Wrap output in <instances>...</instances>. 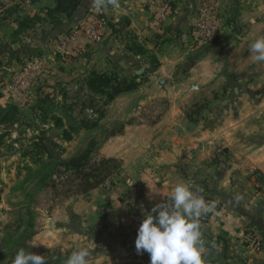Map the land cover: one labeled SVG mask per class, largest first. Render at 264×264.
Segmentation results:
<instances>
[{"label":"crops","instance_id":"0c3cea01","mask_svg":"<svg viewBox=\"0 0 264 264\" xmlns=\"http://www.w3.org/2000/svg\"><path fill=\"white\" fill-rule=\"evenodd\" d=\"M80 1L73 19L64 17L55 27L47 13L59 0H0V91L30 63L31 93L24 92L22 103L34 100L28 95L50 67L71 86L78 77L86 87L93 70L130 73L161 91L170 109L99 145L101 157L120 162L119 174L58 207L32 248L59 246L65 258L87 248L89 264H150L149 255L135 249L143 210L184 183L204 189L214 205L207 221H200L214 245L206 247V264H264V243L255 252L246 237L256 231L264 238V62L249 52L264 36V0H222L221 33L204 43L194 37L200 0H172L162 24L157 13L163 0H118L105 8ZM101 18L128 28L117 36L106 27L102 41L92 43L86 30L98 31ZM25 21L30 27L21 31ZM62 37L69 47L58 62L61 56L49 48ZM129 43L144 54L130 51Z\"/></svg>","mask_w":264,"mask_h":264},{"label":"rangeland","instance_id":"374dc122","mask_svg":"<svg viewBox=\"0 0 264 264\" xmlns=\"http://www.w3.org/2000/svg\"><path fill=\"white\" fill-rule=\"evenodd\" d=\"M58 43L49 49L61 56L58 62H63V50L58 49ZM57 66L61 70L64 68L60 64ZM49 70L39 81L35 94L28 95L34 97L31 103H22L20 95L10 91L12 78L3 86L4 91H0L3 95L0 100V161L5 162L0 167V264H12L22 242L32 248L34 238L39 233L44 234L48 227L44 222L53 217L55 210L68 200L82 196L64 198L62 195L52 201L47 191L39 195L37 181L41 175H47L43 167L56 168L59 159L68 161L90 148L93 161H100L103 157L99 145L108 141L112 133H122L129 124L151 123L170 109L167 98L160 97L163 96L161 91L149 87L147 80L138 82L135 90L105 105L106 96L94 94L87 85H81V78H73L71 86L65 74L53 73V67ZM112 73H116L118 79L137 80L130 73ZM27 93L31 91L26 90ZM10 100L13 102L5 105ZM184 107L188 111L194 108ZM83 120L96 126L83 129ZM66 132L71 136L70 141L64 137ZM116 174L119 171L107 181ZM6 207L10 208L7 213ZM33 248L45 257L47 264H65L67 258L61 247Z\"/></svg>","mask_w":264,"mask_h":264},{"label":"clouds","instance_id":"9594fccd","mask_svg":"<svg viewBox=\"0 0 264 264\" xmlns=\"http://www.w3.org/2000/svg\"><path fill=\"white\" fill-rule=\"evenodd\" d=\"M118 0H94L98 8L116 7ZM255 62H264V36L249 45ZM187 184L177 183L167 199L143 210V220L135 240L136 252L147 253L150 264H206V247L214 245L207 241L201 231L200 220L213 211L201 195ZM87 248L74 250L65 264H89ZM12 264H47L43 255L20 249Z\"/></svg>","mask_w":264,"mask_h":264},{"label":"trees","instance_id":"16d2710c","mask_svg":"<svg viewBox=\"0 0 264 264\" xmlns=\"http://www.w3.org/2000/svg\"><path fill=\"white\" fill-rule=\"evenodd\" d=\"M173 4L174 3L172 2V7ZM80 6V0H59L57 7L48 11L47 19L55 27L61 26L62 19L66 17L67 19L72 20L75 14L79 11ZM29 27L30 26L26 21L20 24L21 31L22 29H27ZM107 27L112 35L117 36L124 35V31L128 28L126 23L124 25L120 23L116 24L111 20H108ZM128 48L137 55L144 54V50L139 48L135 43H129ZM153 65L155 67L159 65L157 60H153ZM86 85L94 94L106 96L105 105H107L114 101L118 96L135 90L138 87V82L134 78L132 81H129L128 79H118L116 73L93 70L87 77ZM81 124L83 129L96 126L95 124L91 125L85 120H83ZM64 137L67 141H70L71 139L68 132L64 133ZM44 145L45 144H42L41 146L46 147ZM48 153L51 154L49 151ZM120 168L121 166L119 162L115 159L103 158L100 161H93L92 149L90 148L72 157L68 161H60L59 159V164L56 168L54 167L52 169L49 166L43 167V170H47V175H41L42 177H39L36 184L37 192L39 195L46 191L49 192L52 201L60 199L62 195L64 198L74 195H86L103 186L111 176H114V174L120 170ZM197 190H202L200 194L203 195L206 201L211 202L204 189H196L195 191ZM210 214L211 213L206 216L207 219L210 217ZM33 235L34 233H32L31 237ZM24 242L20 244L21 249H25L26 252L36 253L34 248L26 246Z\"/></svg>","mask_w":264,"mask_h":264},{"label":"built area","instance_id":"2783aa9c","mask_svg":"<svg viewBox=\"0 0 264 264\" xmlns=\"http://www.w3.org/2000/svg\"><path fill=\"white\" fill-rule=\"evenodd\" d=\"M172 10V0H163L160 4L159 12L157 13V18L159 23H164L171 13ZM107 19L101 18L99 20V29L86 30V34L89 39L92 40V43H100L103 39L104 32L107 27ZM223 28V2L222 0H200V8L195 22L194 37L195 40L204 43L211 41L218 37ZM58 49L63 53L68 51V39L62 37L58 43ZM34 68V64H28L27 68H24L21 73H17L12 77L11 84L9 85L10 91L18 93L20 97H23L24 92L28 86L30 80L31 70ZM209 202V201H208ZM212 204V202H209ZM201 222L207 221V217L204 216L200 220ZM249 243L251 244L252 249L255 252H261L264 238L256 231H250L246 235ZM207 264H216V263H207Z\"/></svg>","mask_w":264,"mask_h":264},{"label":"water","instance_id":"95a60500","mask_svg":"<svg viewBox=\"0 0 264 264\" xmlns=\"http://www.w3.org/2000/svg\"><path fill=\"white\" fill-rule=\"evenodd\" d=\"M90 4H91V2H90L89 0H86V1H85V6H86V7H89Z\"/></svg>","mask_w":264,"mask_h":264}]
</instances>
